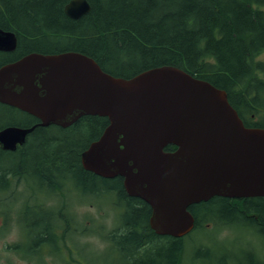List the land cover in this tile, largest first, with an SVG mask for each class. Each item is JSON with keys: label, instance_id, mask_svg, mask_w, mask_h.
Wrapping results in <instances>:
<instances>
[{"label": "trees", "instance_id": "obj_1", "mask_svg": "<svg viewBox=\"0 0 264 264\" xmlns=\"http://www.w3.org/2000/svg\"><path fill=\"white\" fill-rule=\"evenodd\" d=\"M69 1L0 0V27L15 32L18 58L32 52L76 51L94 58L106 73L123 78L156 67H178L225 90L247 127L264 128V120L254 122L245 116L264 112V63L254 66L255 57L264 52V0H87L91 10L78 20L64 13ZM47 38L63 40L67 45L62 49L59 43L50 42L49 51L39 50ZM21 117L24 121H17ZM37 123L36 118L0 104V129L30 128ZM107 124V118L84 116L68 128L37 126L23 146L0 153V162L11 165L0 168V190L10 183L22 185L26 175L53 183L54 175L73 170L86 189L96 190L102 185L124 202V224L129 231L115 240L113 247L128 255L145 239L165 240L172 250L166 252L167 257L174 260L179 244L173 242L175 238L158 236L150 228V207L127 195L120 177L105 179L82 168V152ZM165 150L173 151L175 146L168 145ZM189 210L196 219L195 231L189 237L203 234V229L217 220L236 219L264 236V198L213 197ZM48 223L49 218L44 216L31 220L30 226L39 229L35 242L49 233ZM69 230L65 225L63 238ZM56 240L54 236V246ZM65 246L69 248L66 238ZM221 247L220 264H264L253 253L246 254L247 262L234 258L231 263L227 260L229 248Z\"/></svg>", "mask_w": 264, "mask_h": 264}, {"label": "water", "instance_id": "obj_2", "mask_svg": "<svg viewBox=\"0 0 264 264\" xmlns=\"http://www.w3.org/2000/svg\"><path fill=\"white\" fill-rule=\"evenodd\" d=\"M90 9L87 0H71L64 11L79 19ZM16 46L14 33L0 29V50ZM0 102L40 120L1 130L0 150L15 151L37 126L107 118L82 166L105 179L122 177L126 193L150 206L158 235L190 233L189 207L213 197L264 198V128L246 127L225 90L178 67L122 78L83 53L33 52L0 68Z\"/></svg>", "mask_w": 264, "mask_h": 264}, {"label": "clouds", "instance_id": "obj_3", "mask_svg": "<svg viewBox=\"0 0 264 264\" xmlns=\"http://www.w3.org/2000/svg\"><path fill=\"white\" fill-rule=\"evenodd\" d=\"M256 58L264 60V55ZM9 167L11 165L8 162H0V168ZM7 174L14 175L12 172ZM56 179L63 185V195L51 190L47 182H40L29 175L24 177L22 186L10 183L8 188L0 190V264H61L51 253L32 247L39 231L30 226L36 216L56 217L70 226V238L81 244L91 264H109L113 259L111 251L115 240L126 236L129 231L123 222L118 198L102 185L98 186L95 193L97 202L103 203L107 198V214L99 220L93 218L91 225L82 226V202L79 199L82 193L72 173L57 175ZM61 211L62 217L58 215ZM89 227L98 230L82 238L83 232ZM205 236L215 245L244 248L252 252L258 261L264 262V236L241 220H217ZM167 245L165 240L145 239L128 253L126 264L154 255Z\"/></svg>", "mask_w": 264, "mask_h": 264}, {"label": "flooded vegetation", "instance_id": "obj_4", "mask_svg": "<svg viewBox=\"0 0 264 264\" xmlns=\"http://www.w3.org/2000/svg\"><path fill=\"white\" fill-rule=\"evenodd\" d=\"M1 29L5 31H11L9 28H3ZM18 48V43L15 50H0V67L3 65L9 64L14 60H18L19 58L16 56V51ZM12 54V55H11ZM24 56V55H23ZM22 56H20L21 58ZM5 106H7L5 104ZM9 107L13 108L12 106L8 105ZM2 128L0 129V131ZM81 163V161H80ZM83 168V167H82ZM84 171H86L83 168ZM65 172H71L72 176L75 181H80V175L75 174L73 170H67ZM65 172H63L60 175H63ZM58 174V175H59ZM54 175V174H52ZM57 175L53 176V183H50L48 181L47 184L53 188V190H59L63 185H61L57 179ZM61 191V189H60ZM60 217L63 216V212L61 211L58 213ZM49 218V226L48 229H50L49 233L45 236L44 239L35 242V240L32 242V247L39 248L45 253H51L57 260L61 262V264H77L79 263V260L76 258L78 256L77 252L74 248H68L69 254L65 253V248L63 246H59L60 239L63 238L64 233V222L63 220H57L56 217L48 216ZM149 221V218H148ZM191 235V234H189ZM189 235L184 237H179L173 239V242H177L179 244L178 249H176V252L174 253V260H170L167 257L166 252H169L171 250L170 246H167L166 248H161L156 251L154 255H149L143 259L140 260H132L131 264H202L204 262V254L207 252V248L204 247L206 244H202L199 242V236L196 237L194 240V237H189ZM54 236L57 237L56 240V246H54ZM134 249V248H133ZM192 250L195 254V256L187 257V251ZM126 252V251H121ZM130 252V251H128ZM172 252V250H171ZM164 253V255H163ZM124 261L120 262L117 261L115 263L110 262L109 264H126V257L127 253H123ZM173 259V256H172ZM65 260H68L67 263H65Z\"/></svg>", "mask_w": 264, "mask_h": 264}, {"label": "rangeland", "instance_id": "obj_5", "mask_svg": "<svg viewBox=\"0 0 264 264\" xmlns=\"http://www.w3.org/2000/svg\"><path fill=\"white\" fill-rule=\"evenodd\" d=\"M45 40H46V41H44L45 45L40 47L39 50L49 51L47 49H48V44H50V42L59 43L58 45H60L62 47V49H64L66 47L65 45H67L65 41L58 40L57 38H47ZM259 55H264V52L259 54ZM262 63H264V60H257V58L255 57L254 66H256L258 64H262ZM261 100L264 101V98L262 97ZM245 116L248 119H250V117H251V115H248V114L247 115L245 114ZM261 120H264V112L256 113L255 119H253L252 121L260 122ZM17 121L21 122V121H24V119L22 117L17 118ZM86 141H87V139L85 138L82 142H80V144L83 145ZM75 183L79 186L81 193H82V195L79 197L80 201L82 202V207L80 209L82 226H83V224L91 225L93 218H96L97 220H99L100 218L104 217L107 214V210H108L107 198H105V201L103 203H98L97 197L95 194L96 190L86 189L84 186H82V183L79 181H75ZM100 183H103V185L106 184L108 187L111 186L110 185L111 183H104V182H100ZM60 189H61V195H63L64 194L63 187H61ZM55 192H57V191H55ZM115 196L117 197L116 193H115ZM124 207H125V204L123 201H121V211L123 212V222L126 221V217L124 216ZM236 220H240V219H236ZM229 221H235V220H229ZM244 223H246V222H244ZM213 225L214 224H211L210 226H207L208 228H204L203 229L204 233L201 235L202 237H199V238L197 237L199 239V242H201L202 244H206L204 247L207 248V252L204 254V256H205L204 262L202 264H220V261L222 262V253L220 252L222 247L219 245H215L213 243H210L205 236V233ZM97 230L98 229L92 228V227L85 229V231L82 234V238L88 237L89 235H91L92 232L97 231ZM69 232H70V230H69ZM69 232L67 233V237H65V238H66V241L69 245V248H74L78 254V256L76 258L79 260V263H77V264H86V263L91 264V262L88 261V258L86 257L85 252H84L81 244L77 240L71 239L69 236ZM65 238L60 239L59 246H63L65 248V253H66V257H67V254H69L70 250L65 246ZM194 240H195V238H194ZM115 247H117V246H115ZM228 248H229V254H227L228 255L227 260H230L231 263H234V258H237V259L240 258L243 260V262H247L249 258L246 257V254H249V255L252 254V252L247 251L244 248H238V247H228ZM111 252H112L111 256H113V254H114V257H116L120 262L124 261V256L122 254L118 253L117 251H115L113 249ZM191 256H195V254L192 250L191 251L188 250L187 251V257H191ZM241 257L245 258L246 260L241 258ZM111 261L114 262L113 259H111L110 262ZM67 262H68V260H65V263H67ZM187 264H189V263H187ZM247 264H249V262H247Z\"/></svg>", "mask_w": 264, "mask_h": 264}, {"label": "bare ground", "instance_id": "obj_6", "mask_svg": "<svg viewBox=\"0 0 264 264\" xmlns=\"http://www.w3.org/2000/svg\"><path fill=\"white\" fill-rule=\"evenodd\" d=\"M90 4V3H89Z\"/></svg>", "mask_w": 264, "mask_h": 264}]
</instances>
